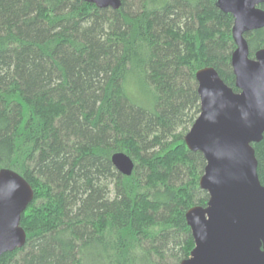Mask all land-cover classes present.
<instances>
[{
    "label": "trees",
    "instance_id": "obj_1",
    "mask_svg": "<svg viewBox=\"0 0 264 264\" xmlns=\"http://www.w3.org/2000/svg\"><path fill=\"white\" fill-rule=\"evenodd\" d=\"M264 9V4H262ZM233 16L215 0H0V170L33 190L0 264H178L206 205L195 72L233 90ZM249 57L264 27L244 34ZM264 184V133L252 144ZM133 162L123 175L111 155Z\"/></svg>",
    "mask_w": 264,
    "mask_h": 264
},
{
    "label": "water",
    "instance_id": "obj_2",
    "mask_svg": "<svg viewBox=\"0 0 264 264\" xmlns=\"http://www.w3.org/2000/svg\"><path fill=\"white\" fill-rule=\"evenodd\" d=\"M117 9L120 0H81ZM233 16L231 54L234 86L212 66L195 72L199 113L183 141L202 154L198 185L208 199L192 206L185 220L193 239L188 257L178 264H264V184L257 175L253 143L264 133V47L253 58L244 34L264 27V0H215ZM118 172L130 175L131 158L111 155ZM33 197L27 181L11 169L0 170V255L25 243L21 215Z\"/></svg>",
    "mask_w": 264,
    "mask_h": 264
},
{
    "label": "flooded vegetation",
    "instance_id": "obj_3",
    "mask_svg": "<svg viewBox=\"0 0 264 264\" xmlns=\"http://www.w3.org/2000/svg\"><path fill=\"white\" fill-rule=\"evenodd\" d=\"M261 7H262V5H261Z\"/></svg>",
    "mask_w": 264,
    "mask_h": 264
}]
</instances>
